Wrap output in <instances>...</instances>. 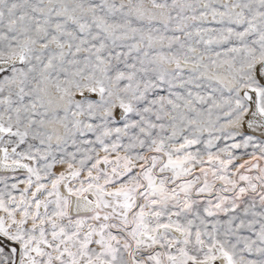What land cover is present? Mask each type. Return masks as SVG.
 <instances>
[{
    "label": "snow or ice",
    "instance_id": "6c2138e0",
    "mask_svg": "<svg viewBox=\"0 0 264 264\" xmlns=\"http://www.w3.org/2000/svg\"><path fill=\"white\" fill-rule=\"evenodd\" d=\"M0 264H264V0H0Z\"/></svg>",
    "mask_w": 264,
    "mask_h": 264
}]
</instances>
